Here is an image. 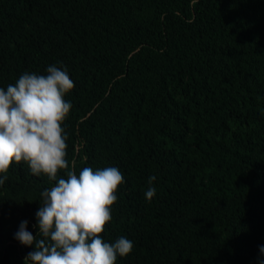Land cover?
Here are the masks:
<instances>
[{"label":"trees","instance_id":"1","mask_svg":"<svg viewBox=\"0 0 264 264\" xmlns=\"http://www.w3.org/2000/svg\"><path fill=\"white\" fill-rule=\"evenodd\" d=\"M67 71L69 167L124 176L102 238L116 264H257L264 245V0H0V87ZM0 186V264H25L41 193ZM62 170L58 178L64 177ZM156 190L145 198L149 177Z\"/></svg>","mask_w":264,"mask_h":264},{"label":"clouds","instance_id":"2","mask_svg":"<svg viewBox=\"0 0 264 264\" xmlns=\"http://www.w3.org/2000/svg\"><path fill=\"white\" fill-rule=\"evenodd\" d=\"M193 3L196 0H192ZM75 87L66 70L49 65L46 75L24 72L14 84L0 87V186L12 164L24 162L32 175L41 174L55 185L41 193L36 212L38 234L22 221L15 239L34 246L25 264H116L133 250L121 236L114 242L102 238L112 220V207L124 176L116 167H84L79 174L69 167L67 135L63 124L72 104L66 94ZM64 171V177L58 173ZM150 176L145 198L156 194ZM257 264H264V245Z\"/></svg>","mask_w":264,"mask_h":264}]
</instances>
